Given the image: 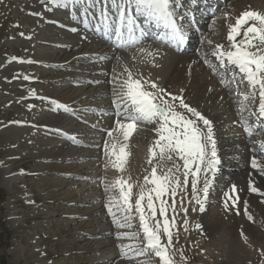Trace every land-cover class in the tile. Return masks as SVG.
<instances>
[{"label":"rangeland","instance_id":"rangeland-1","mask_svg":"<svg viewBox=\"0 0 264 264\" xmlns=\"http://www.w3.org/2000/svg\"><path fill=\"white\" fill-rule=\"evenodd\" d=\"M214 2V0L213 2L212 0H176V5H178L175 11L181 15L184 21L181 18L178 20L186 26V29H189V32H192L190 35L191 44L189 43L192 45L191 48L190 45L187 46L188 49L183 46L180 53L159 41H153L157 44L158 49L146 48L147 43H144L129 50L115 53L114 50L118 49V46L116 48L114 44L112 47L111 45L105 46L102 43L107 44V41L103 39L98 43L99 46L106 47V52L110 50L113 52L110 53L111 56H98L92 61L85 62L84 67L95 71L91 74L92 71L72 67L74 64H68L69 59L64 60L66 59L65 55L64 58H60L62 52L56 54L62 48L55 45L54 42L57 43L63 39L78 41L85 35H96V33L78 31L72 39H69L68 29H62L65 33L57 31V29L54 30L52 23L54 24L55 21H62L74 28L81 26L76 18H69L73 21L67 20L68 18H61L62 14L59 13H67L66 10L68 9L53 5L51 0H0V264H103L101 260L105 259L113 260L109 264H144L149 258H151V264H160L159 258L151 252L148 256H133L132 253H129L128 256L123 255L125 249L122 246L137 243L138 247H143V244L140 243L144 237L139 215L133 211L132 219L127 221L132 225L131 227H118L116 223H113L114 219L109 213L108 206L110 201L119 196V191L118 189L105 190L106 184H110L121 176L125 179L130 176L131 181L137 187L133 188L135 192H133V202L135 201V194L139 191V185L144 183V176L148 175L151 167L157 163L156 160L153 161V165L147 163L149 147L158 138L155 132L157 125L147 122L138 124L140 127L133 131L127 141L128 149L126 151L130 152V155L125 165L126 170L121 173L111 165L105 167L108 164V159L104 153L106 141L111 143L110 140L115 138L116 142L124 143L119 132H114L113 137L107 135L108 131L115 128V121L118 118L116 111L112 110V106H110V101L119 102V100L116 102L114 99H119L120 85L109 88L108 92L111 91L112 94L98 96L83 102L81 105H74L73 103L82 97V94L78 95L81 87L88 88L87 90L93 89L100 85L105 74L112 75L113 71H116L114 67L122 69L118 62L128 61L131 63L133 66L127 67V70L134 74L133 69L142 68L144 63L147 65V59L154 63H166L165 65L168 67L173 58L182 57L184 64H187L186 61L189 60L191 61H189L190 64L195 62L198 66V75L196 74L198 78L208 75V81L211 80L212 84L214 82L213 85L219 91H225L222 101H219L214 107L209 106L206 101L194 103L193 95L190 94L187 100L191 107L197 111L215 112L217 119L221 111L223 113L221 124L229 120L242 124L243 118L250 119V117L256 120L254 116H250V112L251 110L253 112V107L259 103L258 95L255 101L250 99L247 102V108L242 111L243 99L238 100L239 97H242L239 94L240 90L248 92L249 89L251 92L248 82L241 79L242 76L237 70L235 76L243 84V86H239L236 83L237 80L230 76L234 71L232 69V72L227 71L226 73L234 82L230 80L228 83L224 82L226 86L223 89L220 82L226 73L221 72L218 68L219 61L207 52L215 47L213 44L223 45L225 49L229 48L230 42L227 39L229 26L234 23L236 15L245 10L264 13V0H225L221 2L220 5L222 6H216ZM30 5L39 6V8L45 5L46 10L58 13L59 19L42 16L38 9L31 8ZM186 8L193 11H185ZM98 9L99 4L96 9L97 12ZM92 13L94 11L89 10L87 16H93ZM192 13L197 18L200 28H203L202 33L193 29L190 30L191 24L188 21L195 23L194 26L197 24L194 18L189 16L190 20L188 17ZM31 19L41 20L39 23L42 25L38 23L39 27H36V25L29 24L28 20ZM74 20H77L78 25ZM70 33L71 36L72 32ZM188 35L186 36L189 38ZM31 37L32 40L26 41ZM42 40L45 42L40 43ZM209 41L211 44L208 43ZM137 48H143L146 51L138 53L134 50L133 53L128 54V51ZM149 51L153 53L151 56L156 59L149 58L147 54ZM142 54L148 58L140 59ZM75 65L77 66L78 63ZM18 67L22 69L19 70ZM154 67L159 68L160 66L154 65ZM77 75L94 76L100 81L87 82L84 86L82 81H77L78 78H75ZM118 76L119 73L117 72L116 77ZM116 80L118 81V79ZM34 81L36 82L34 83ZM246 86L247 89H245ZM173 89L177 91L178 87L173 86ZM234 91H236V96ZM213 103L210 100V104ZM98 104L100 105L98 106ZM92 105L98 106L99 109H91ZM61 108L75 109L74 112L83 119L76 121L80 122L79 126L83 124L90 126L88 122L101 123V121L104 125L87 128V133L75 132V137L80 140L74 141L59 130L63 129L62 126L70 130L75 123L73 119L77 118H73L72 114L62 111ZM188 115L190 116V114ZM190 118L192 117L190 116ZM224 129L226 127L219 128L217 131ZM241 129L244 130V127L242 126ZM90 130L91 133H88ZM84 133L85 135H83ZM233 136L226 137L229 140L235 138L233 142L237 144L246 141L243 131H237ZM238 136L243 140L239 141ZM82 140L83 142H81ZM255 143V137H252L249 139L248 147L234 145L231 153H243L248 150L254 155L264 157V148H261V152L258 153ZM88 151H96L97 156L77 157ZM177 161L181 163L182 160L178 159ZM263 163L261 162L260 165ZM242 164L239 163V166ZM141 165L143 166L142 171L136 174L134 171ZM173 165L171 163L170 168ZM178 165L181 166V170L177 175L183 180L182 164ZM165 166L166 168H162L165 169L164 171L167 170V165ZM160 169L158 168V172H161ZM173 171H175L174 168ZM230 171L232 170H224L225 173L221 172L212 176L210 180L208 179L210 186L206 200L202 192L203 186H201L204 183L200 184L201 187H199L198 192L204 204L205 210L203 212L199 211V205L196 204L191 193L192 189L189 190L190 192L185 191L183 193L180 189L177 190L175 227L172 230L174 234L178 230V236L174 235L173 243L177 247L175 249L178 250L175 258L179 264H264V255L254 252L247 242H245L246 250L236 253L231 250L226 242L216 245L217 240L215 239L216 237L219 238V234L215 239L210 236L213 232V221L216 222L229 213L236 215V218H240L239 214L243 213L257 218H261V214H264L263 210L260 209L261 205L264 204V198L259 202L256 201L254 199L255 193L251 190L247 191V198H244L237 190L233 192V185L237 184L244 176L232 175L230 177L228 174ZM243 171L246 172L247 169H243ZM190 179L193 177L190 176ZM220 179L225 184H216ZM231 179L236 180V182H232ZM254 179L256 180L255 176ZM188 183L192 185L189 179ZM229 195L233 199L238 197L235 206L232 200L228 199ZM166 199L171 205L172 198L166 197ZM181 199H183L182 205ZM226 200L228 205L233 206L232 209L225 208ZM156 203L158 205L159 202ZM184 208H187V214L184 213ZM194 208L197 210L193 211ZM245 208L247 212H245ZM236 209L239 210V214H237ZM112 211L116 213L117 219L123 216L115 204H113ZM256 212L257 214H255ZM168 216L171 220L173 216L171 207L168 209ZM100 218L104 225L101 223V225L95 226V220ZM157 218L162 219L159 212ZM197 219L200 221H196ZM185 220L188 221L187 231L184 230ZM121 222L124 223L123 220ZM150 223L152 222L150 221ZM197 223L201 225V228H196ZM222 223L219 227V229L224 228L222 231L231 225V222L226 221L225 217L222 218ZM261 223H258L257 226L264 230V225ZM102 225L103 227L100 228ZM105 230V233L102 232ZM248 232L249 227L246 225L244 233L248 234L250 240L261 246L264 245V239L252 237ZM122 233H137L138 240L119 238ZM100 240H112L110 243L108 242L110 245H107L106 251L99 249L101 245L97 241ZM211 242H214V246ZM181 253L186 259H182Z\"/></svg>","mask_w":264,"mask_h":264},{"label":"snow or ice","instance_id":"snow-or-ice-1","mask_svg":"<svg viewBox=\"0 0 264 264\" xmlns=\"http://www.w3.org/2000/svg\"><path fill=\"white\" fill-rule=\"evenodd\" d=\"M51 3L62 8L82 5L85 16L89 14L90 8L96 9L99 4L98 15L92 13L93 18L100 20L103 28L110 31L117 41L121 42V46L125 43H136L137 31L143 35L147 27L163 30L164 35L160 39L167 38L168 42L176 45L183 43L186 39L185 29L182 24L178 23L175 11L176 0H51ZM227 39L230 42L229 48L225 49L223 45H215L211 50V55L220 62L223 68L238 69V72L242 74L241 79L248 82L251 92L239 94L243 97L242 111L247 108V102L250 99L255 101L257 95L259 97L258 111L251 113L256 120L245 119L242 122L245 132L251 136L256 127L264 130V13L254 10L242 12L235 18V23L229 26ZM208 43L211 44V41ZM140 51L145 52L146 50L141 48ZM147 54L153 55L150 51ZM125 71L127 76L120 84L119 102L116 104V116L118 117L115 121L116 127L107 133L109 137H113L114 132H119L124 143L115 142V138H113L114 142H105L104 153L108 159L105 167L111 165L121 173L126 170L125 165L130 155V152L126 151L127 141L140 122L157 125L155 132L158 138L149 147L147 160L149 165H153L154 160L157 163L151 167L149 174L144 176V183L139 185L134 202L133 188L136 184L131 181L130 176L127 179L121 176L105 185L106 191L114 189L119 191V196L109 203V213L118 227H131L132 225L127 223L132 219L131 214L135 211L139 215L144 237L140 243L143 247H138L137 243L122 246L125 249L124 256H128L129 253L133 256H148L151 252L159 258L160 264H179L175 258L178 250L175 249L173 243L174 235L178 236V230L175 234L172 230L175 227V198L178 189L187 188L188 177L192 176L193 197L199 205V211L205 210L197 185L200 182L201 173H204L202 192L206 200L210 186L207 173L212 172L214 175L220 163L216 142L213 138L212 122L197 109L185 103L183 97L168 93L153 81L142 82L140 78H134L127 69ZM235 75L233 71V79ZM145 84H149L150 89L146 88ZM185 113L190 114L192 118ZM173 157L183 161V180L177 175L181 166L175 163L172 168L158 172V168L165 167L166 162L173 160ZM251 163L253 168H260L264 173V166H261L255 157ZM149 185L151 187H148ZM250 190L254 193L259 191L251 184ZM234 191L235 186H233ZM166 197L172 198L171 205L168 204ZM228 199L232 200L235 206L238 197L233 199L229 195ZM113 204L118 211L123 213L120 219H117L116 213L112 211ZM182 204L183 199H181ZM169 207L173 211L171 220L168 216ZM227 207L226 200L225 208ZM196 210L193 209V211ZM183 211L187 214L188 210L184 208ZM158 212L162 219L157 218ZM245 212H247L246 208ZM237 214H239L238 209ZM249 219L252 217L249 216ZM187 223L188 221L185 220V231L188 230ZM196 228H201V225L197 224ZM119 238L137 241L138 234L122 233ZM181 257L186 259L182 253ZM144 264H151V258Z\"/></svg>","mask_w":264,"mask_h":264},{"label":"bare ground","instance_id":"bare-ground-1","mask_svg":"<svg viewBox=\"0 0 264 264\" xmlns=\"http://www.w3.org/2000/svg\"><path fill=\"white\" fill-rule=\"evenodd\" d=\"M31 1H33V0H31ZM214 1H215L214 4H217V6H222L220 4H221V2H224L225 0H214ZM29 4H31V3H29ZM30 6H31V8L33 7L36 10L38 9L40 14H42V16H45V17L51 16V17H56L57 19H59V14H63V13L58 14L55 11L46 10L45 5L40 7V8H39V6L36 7L35 5H30ZM97 6H98V4H97ZM90 9H92V8H90ZM66 12H67L66 18L78 19V22L81 23V26H76V28L69 27L68 25H66V23H64L62 21H60V22L55 21L54 24L52 23V26H53L54 30L57 29V31H60L62 33H65L62 29H68L69 31L67 34L69 36L71 34L70 32H72V35L70 37L68 36L69 39H72L74 34L77 33L78 31L102 30V32H101L100 36H98L97 38H94V37L89 36V35H85L84 38L79 39L78 41H69V40L63 39L61 41H58L57 43L54 42L55 45H59L62 48V50L57 51L56 54L62 52L63 54L60 56V58H62L65 55L66 59H64V60L69 59L68 64H74L72 67L78 68L79 70L81 69L84 71H86V70L92 71L91 74H93L95 71L89 70L88 67H84L83 64L85 62L87 63L89 61H92L95 57H98V56H101V57L111 56L110 53L113 52L111 50L106 52V49H107L106 47H104L102 45L99 46L98 43H100V39L103 38V36H109L110 39H107V37H106V40L109 43L113 44V43H116L119 41H117L116 37L113 34L112 35L108 34V30H105L103 28L100 20L95 19V18L91 19L90 17H85L83 7L69 6V8H68V10H66ZM96 14L98 15V13H96ZM240 14L241 13H239L236 16L238 17ZM77 16H78V18H77ZM191 18H190V20H191ZM44 19H46V18H44ZM70 20H72V19H70ZM74 21L77 22V20H74ZM28 22L31 25H36V27H39L37 24L39 22H41V20L37 21V20L31 19V20H28ZM178 23H179V20H178ZM234 23H235V20H234ZM39 24L42 25L41 23H39ZM180 24H181V22H180ZM194 25H195V23H192V21H191V25L189 26V28L190 29L194 28L195 27ZM150 28H152V27H147V31L143 35H140V33L137 31L136 35H137L138 39H137V42L134 44L125 43L123 46H121V42H119V44H116V47L118 46L117 47L118 49L114 50V52L120 53L123 50H129L133 47H136V46L144 44V43H147L145 45L146 48H151L153 50L158 49L157 44L153 43V41H159L160 43L168 44V45H171L173 47H178V50H180V46H181L180 44L179 45H176L174 43L169 44L167 42V40L160 39L158 37V34H156L155 30L150 31ZM73 29H75V30H73ZM184 29H185L186 35L190 34L189 29H186V28H184ZM105 31H107V32L104 33ZM238 39H239V37H238ZM30 40H32V37H31V39H28L26 41L29 42ZM43 42H45V40L40 41V43H43ZM93 43H96V44L94 45ZM213 45H218V44H213ZM187 46H189V45H187ZM187 46H186V48H187ZM140 49L141 48L132 49V50L128 51V54L133 53L134 50L138 51V53H140ZM211 50H212V48L209 49V51L207 53L211 54ZM141 56L142 57H140V59L141 58H146V59L148 58V56L145 57V55H143V54ZM149 58L156 59L154 56H149ZM147 61H148L147 65H145L146 63H144V66L142 68L140 67V69H138V68L133 69V71H134L133 77L134 78H140L142 80V82L153 81V82L157 83L160 88L165 89L168 93L183 97V99L185 100V103H187V104H189L187 98L190 94H192L194 103H198L200 101H206L209 104V106L214 107L215 105L218 104L219 101L220 102L222 101L221 99L223 97V94L225 95V91H223V90L219 91L218 88H216L213 85L214 82L212 84L211 80L208 81V78H209L208 75L201 76L199 78L196 76L198 66L195 64V62H193L194 64H190L191 61L189 60L190 62L186 61L188 63L184 64L182 61V57H180L179 59L173 58L171 63L169 65L167 64L168 65V67H167L165 65L166 63H154L150 59H147ZM184 62H185V60H184ZM75 63H78V65L76 66ZM68 64H66V65H68ZM118 65H121L122 69H118V67H114V69H116V71H113L112 75H109V74L106 75L105 74L103 76V80H101V83L99 86H96L95 88L90 89V90H87L88 88L81 87V89L78 91V95L82 94V97H80V99H78L77 101L75 100L76 102H74V103L72 102V103L74 105H76V104L81 105L83 102H86L87 100H92L98 96H102V95H106V94H112L111 91L108 92L109 88H112L116 85H120L123 82V80L127 76V72L125 71V69H127V67H131L132 64L129 63L128 61H126V62H118ZM154 65H157L160 67L159 68L154 67ZM69 66H71V65H69ZM114 66H115V64H114ZM18 68H19V70L22 69L21 67H18ZM105 69H107V67H105ZM219 69L224 71V72H227V71H229V73L232 72V69L231 70L225 69L220 64H219ZM100 71L102 72L103 70L101 69ZM117 72L119 73L118 77H116ZM232 73L230 74V76L233 78ZM239 75L242 76V74H240V73H239ZM75 78H78L77 81H82V84L84 86L87 82H92V81L93 82H99L100 81L94 76L86 77V76L77 75ZM116 79H118V81ZM235 79L237 80L236 83L239 86H243V84L240 82V79L237 76H235ZM36 81H34V83ZM245 82H246V80H245ZM173 86L178 87V90L174 91ZM145 87L150 89L149 84H145ZM226 94H227V92H226ZM30 98H33V97H30ZM214 99H216V100L214 101ZM114 100H116V102H117V100H119V99L115 98ZM210 100H211V103L212 102H214V103L210 104ZM110 103H111L110 106H112V110H114L115 108L117 110V107H116L117 103L113 102V100H111ZM99 105L100 104H98V106ZM98 106L92 105L91 109H99ZM109 109H111V108L109 107ZM60 110H59V112H60ZM74 110L75 109L71 110L69 108L62 109V111L66 112L70 115L72 114L73 118H77V119H73V121L75 123L73 124V127L70 128V130L65 129L63 126H62L63 129L59 130V132L67 134L74 141L80 140L79 138L75 137V135H76L75 132L87 133V130H88L87 128L90 129L91 127H102L104 125V124L102 125V121H101V123L100 122H96V123H89L88 122V124H90V126H85L84 124L79 126L80 122H76V121L79 119L81 120L82 118L78 117V115L74 112ZM103 110H105V109L103 108ZM222 111H223V109H222ZM255 111H258V106L254 108L253 112H255ZM199 112L212 122V130H213V134H214L213 138L215 139V142H216L217 156H218V159L220 161L214 175L219 174L221 172L223 173L224 170L231 169L232 171H230V173H228L230 177L232 175L238 176V177L244 176V178H242L237 184L233 185V186H235V191L236 190L239 191L244 198H247L246 194H247V191L250 190V184H251V186H254L259 190L258 192H255L254 199L258 202L261 201V199L264 198V173L261 172L260 168H253L251 162H252V159L255 157L257 159V161L259 162V164H261V162H264V157L254 155L248 150H245L243 153H241V152L231 153V151H232V147L234 145H240V146L242 145L243 147H248L249 139L252 137H255L256 151H258V153H260L262 150L261 148H264V131L261 130L259 127H256L254 134L249 136L245 132V130L241 129L242 124L239 122L235 123L233 120H229L228 122L221 124L222 123L221 120L223 119V115H222L223 113H221V111L219 113L220 115H219L218 119L216 118L215 112H209V111H199ZM225 113H227V112H225ZM185 114L188 115V113H185ZM220 125H221V127H220ZM200 126L202 128L204 127L202 122H200ZM114 127H116V124ZM138 127H140V126H138ZM222 127H226V129L221 130V131H217V129L222 128ZM237 131H240V132L243 131V134L245 135V139H246L245 142H243L241 144H237L236 142H233V140L235 138H232V140H229L226 137V136L235 135L237 133ZM85 133L83 135H85ZM88 133H91V130ZM115 133H118V132H115ZM233 137H235V136H233ZM112 140H113V138H112ZM112 140H110V142L114 141V140L113 141ZM238 140L240 141L243 139L240 136H238ZM81 142H83V140ZM98 154H99V152H98ZM95 155L97 156L96 151H88L83 155H78L77 157L78 158L79 157L90 158V157H95ZM173 159H174V161H167L166 162L167 168H170L171 163L183 165V161H181V163H180V161H177L178 160L177 158H173ZM239 163H243V164L241 166H239ZM261 166H264V163ZM76 167L78 168V166H76ZM142 167L143 166L141 165L140 168H137V169L135 168L136 171H134V172L136 174L140 173V171H142V169H143ZM165 168H166V166H165ZM243 169H247V171L244 172ZM160 170H161V172H163L165 169L161 168ZM233 170H239V171H233ZM143 172L145 173V171H143ZM144 173H142V174H144ZM214 175L212 172H208L207 173V179L210 180L211 177ZM254 176H255L256 180L254 179ZM246 177H247V180H245ZM188 179L192 183L193 179H190V176L188 177ZM204 180H205V175H204V173H201L200 182L197 185L198 189H199V187L203 186V185L200 186V184L202 182L204 183ZM231 181L236 182V180L233 181L232 179H231ZM216 184L222 185V184H225V182H223L220 179V180H218V182ZM191 189H192V185L190 183H188L187 188L186 189L181 188L180 191L182 193L185 191L190 192L189 190H191ZM191 193L193 194V192H191ZM258 205L260 206V204H258ZM228 207L231 209L233 208V206H230V204L228 205ZM260 209H262L264 212V204L261 205ZM242 211H241V213H242ZM255 214H257V212ZM261 215H262L261 218H257L256 216L249 215L252 217V219H249V216H247L246 213L239 214L240 218H236V215L229 213L226 216H222V218L225 217L226 221L228 220V222H231V225L229 226L228 224H226L229 227L225 228V230L222 231V229H224V228L219 229V227H221V224H223L222 218L217 220L216 222L213 221V223H212L213 229L211 228L213 230V232L211 233V235L210 234L209 235L213 236V239H215L217 234H219V238L216 237V239H215V240H217L216 245H221V244H223V242H226L229 245V247H231V250L233 252L239 253V252L246 250L245 242H247L249 244V246L253 249L254 252L262 254V253H264V245L261 246L255 242H253L252 240H250L248 234L244 233L245 227H246V225H248V227H249L248 233H250V235L252 237H256V238L261 239V240L264 239L263 228H260L257 226L258 223H260V222H262L264 225V214L262 213ZM196 221L199 222L200 219H197ZM102 222H103V220L101 218L96 219L95 220V226L98 224L101 225ZM89 224H91V223H89ZM197 224H199V223H197ZM103 225L100 226V228L103 227ZM102 232L105 233L106 230L102 231ZM242 233H243V235H242ZM97 234H99V233H97ZM102 235H103V233H102ZM245 237H247L246 240H245ZM213 239H211V240H213ZM111 241L112 240L97 241L98 244L101 245V248H99V249L104 251L106 249L107 245H110L109 243ZM211 243L213 244L212 246H214V242H211ZM175 248H177V247L175 246ZM110 261H113V260H108V259L101 260V262L103 264H109Z\"/></svg>","mask_w":264,"mask_h":264}]
</instances>
